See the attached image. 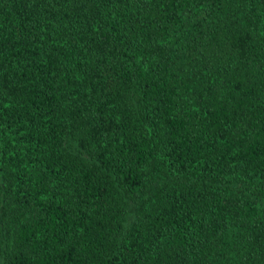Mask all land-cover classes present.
I'll use <instances>...</instances> for the list:
<instances>
[{
  "label": "trees",
  "instance_id": "16d2710c",
  "mask_svg": "<svg viewBox=\"0 0 264 264\" xmlns=\"http://www.w3.org/2000/svg\"><path fill=\"white\" fill-rule=\"evenodd\" d=\"M0 264H264V0H0Z\"/></svg>",
  "mask_w": 264,
  "mask_h": 264
}]
</instances>
